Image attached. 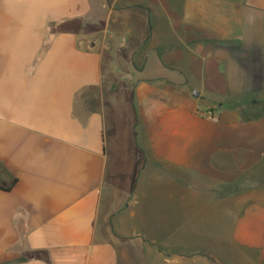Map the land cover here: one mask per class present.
Wrapping results in <instances>:
<instances>
[{"label":"crops","instance_id":"crops-1","mask_svg":"<svg viewBox=\"0 0 264 264\" xmlns=\"http://www.w3.org/2000/svg\"><path fill=\"white\" fill-rule=\"evenodd\" d=\"M214 2L0 0V264H264V0Z\"/></svg>","mask_w":264,"mask_h":264},{"label":"rangeland","instance_id":"rangeland-1","mask_svg":"<svg viewBox=\"0 0 264 264\" xmlns=\"http://www.w3.org/2000/svg\"><path fill=\"white\" fill-rule=\"evenodd\" d=\"M199 0H119L120 3H139L141 6L147 5L149 8L147 11H141L138 8L132 7L129 11L122 13L121 16L115 18L114 21H119L121 25L126 24L128 29L130 28V34L122 33L119 38L122 37L128 39V42H132V39H137L140 34L146 32V38H148L147 46L152 42H160L171 46L176 42V35L174 36L173 27L176 25V19L181 14V8L184 4H192ZM226 5H234L240 3H246L250 0H219ZM217 2V0H215ZM214 2V3H215ZM170 9V13L165 9ZM184 13V12H182ZM101 21H105V16L99 18ZM113 21V16L111 17ZM145 46V47H147ZM185 204L179 203L180 216L183 212ZM187 211V210H186Z\"/></svg>","mask_w":264,"mask_h":264},{"label":"water","instance_id":"water-1","mask_svg":"<svg viewBox=\"0 0 264 264\" xmlns=\"http://www.w3.org/2000/svg\"><path fill=\"white\" fill-rule=\"evenodd\" d=\"M193 95H194V96H198V92L194 91V92H193Z\"/></svg>","mask_w":264,"mask_h":264}]
</instances>
